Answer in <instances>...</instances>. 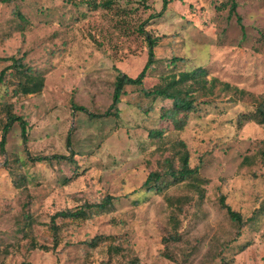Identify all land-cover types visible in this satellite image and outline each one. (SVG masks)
<instances>
[{
  "label": "rangeland",
  "instance_id": "rangeland-1",
  "mask_svg": "<svg viewBox=\"0 0 264 264\" xmlns=\"http://www.w3.org/2000/svg\"><path fill=\"white\" fill-rule=\"evenodd\" d=\"M234 1L241 24L230 0H169L160 14L162 0L0 1V70L12 56L45 77L30 95L17 90V70L0 84V108L10 103L28 122L26 142L14 126L0 151V264H264V126L240 120L264 91V0ZM147 33L157 39L154 76L200 66L239 92H198L212 107L180 128L167 121L160 136L146 135L156 115L130 103L103 115L117 68L135 76L144 65ZM175 140L200 180L162 174L144 190L150 172L179 166ZM71 152L75 163L29 159ZM221 195L246 219L236 239ZM64 208L87 214L52 218Z\"/></svg>",
  "mask_w": 264,
  "mask_h": 264
},
{
  "label": "trees",
  "instance_id": "trees-1",
  "mask_svg": "<svg viewBox=\"0 0 264 264\" xmlns=\"http://www.w3.org/2000/svg\"><path fill=\"white\" fill-rule=\"evenodd\" d=\"M1 2H8L10 0H0ZM67 5H72L76 7L79 0H62ZM229 12L236 16V20L241 24V17L236 12V3L234 0H230ZM169 0H162L161 10L158 12L160 14L162 10H165ZM87 3V2H86ZM88 4V3H87ZM150 17H154L151 15ZM146 41V52L147 58L142 66L141 70L135 76H130L125 72H122L117 68V74L113 83V91L111 96V102L103 112L105 116H118L120 103L126 102L134 105L140 112L144 114L143 118L149 119L151 114L156 115V125L158 126L156 132L153 128H149L146 135L151 136L152 134L160 136L162 134V128L167 121L174 123V127L180 128L186 124L187 119L190 114L194 113L200 115L202 109L205 111L211 108V103L209 100H201L198 94H208L210 96L214 92L215 84L222 87L232 88L234 92H239V89L233 88L228 85V83L220 81L216 77H208L205 73L206 71L198 66L196 68H181L177 73L168 72L164 75L158 74L154 76L152 70H154L155 62L159 59L155 56L154 47L157 44V39L152 37L149 33L145 35ZM12 62L6 65L0 70V84H4L7 77L13 74L10 69L17 70L20 74V79L16 82L17 90L25 95H30L34 93H39L44 87L45 77L40 73L39 68L34 67L30 70L28 66H25L23 62L21 63L18 58H13L11 56L7 58ZM13 59V60H12ZM171 61H175L172 59ZM13 76V75H12ZM127 87H131V90H127ZM135 91L137 100L130 102L129 95L132 91ZM242 91V90H240ZM130 92V93H129ZM127 97V98H125ZM254 106L248 112H245V116L240 117L241 121H253L257 124L264 126V91L254 96ZM125 98V100H124ZM203 101V102H202ZM207 101V102H206ZM227 100V102H231ZM234 103V102H233ZM75 108L87 112L84 106H74ZM223 107V106H221ZM0 113L2 114V119L0 120V151H5L6 136L10 130L15 126L18 128L20 137L23 142L27 140V128L28 122L25 117L20 112H15L13 106L9 104H3L0 108ZM184 113L183 117H178L177 114ZM204 114V113H203ZM243 119V120H242ZM69 140L67 141V144ZM174 145H179L174 152L179 155L180 164L177 168H168L162 173L150 172L146 178L143 180L142 185L146 186L147 191L157 190L161 180L162 174L165 177H170L172 179L171 183H183L192 179L193 182L200 180L198 178V165H189V154L186 144L182 140H175ZM176 147V146H175ZM71 152L70 155L63 154H52L51 156H30V160H35L39 162L48 161V158H54L59 160H64L66 162L75 163L76 159ZM29 157V156H28ZM50 159V160H54ZM78 164H76L77 166ZM80 172H74L70 177L64 179V183H68L75 179L76 175ZM23 178V176H22ZM17 184H20L19 179H15ZM192 182V183H193ZM195 187L198 185L193 183ZM17 187H20L17 185ZM202 192V191H201ZM128 193V192H126ZM200 196L202 194L200 193ZM113 196L108 194L102 198H98L97 203L94 204L96 207H105L110 203ZM170 199V198H168ZM220 207L223 208L228 214L229 218L235 222H238L239 229L236 232L234 238L239 237L241 234V229L246 227V219L242 216L241 212L231 206L230 203L225 201L224 196L219 197ZM87 212L82 208H64L55 212L52 218L62 217L65 219H77L79 217H85ZM239 240H235L237 243ZM95 242H90L93 245ZM243 246V245H242Z\"/></svg>",
  "mask_w": 264,
  "mask_h": 264
}]
</instances>
